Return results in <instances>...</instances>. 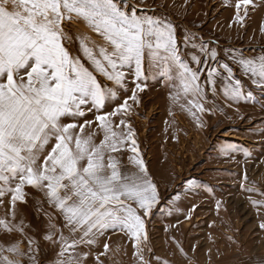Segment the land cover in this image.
<instances>
[{
	"label": "rangeland",
	"instance_id": "374dc122",
	"mask_svg": "<svg viewBox=\"0 0 264 264\" xmlns=\"http://www.w3.org/2000/svg\"><path fill=\"white\" fill-rule=\"evenodd\" d=\"M236 5L237 0H123L121 6L129 12L170 23L181 58L189 62L192 55H199L202 60L190 66L217 68L211 83L206 71L200 73L202 94L196 98L179 90L178 80L162 75L163 59L151 65L145 60L138 81L143 91L135 87L134 64L121 69L123 87L114 84L95 71L80 50L78 37L83 36L100 58L97 46H105L103 37L81 19L63 22L64 47L80 57L102 86L116 93L99 111L85 107L83 117L64 123L85 125L83 132L79 127L74 132L98 145L105 133L96 116L106 115L109 128L126 137L123 120L134 134L137 153L125 141L118 144L119 151H105V164L112 155L122 173L140 175L134 160H142L158 192V202L146 216L132 204L144 222L139 242L126 230H105L89 237L92 244L82 243L74 250L80 264H264V91L236 63L264 58V0H251L239 11ZM201 44L217 53L216 61L203 63ZM221 64L241 81L244 94L239 98L224 95L229 73ZM133 90L135 102L128 99ZM126 99L127 113L107 115ZM23 192V201L14 206L11 194L0 197V221L11 228L0 226V257L18 264H60L61 246L45 236L51 233L59 240L62 233L70 243L82 232L73 234L65 226L62 213L49 203L47 189L25 185ZM10 247L16 251H8Z\"/></svg>",
	"mask_w": 264,
	"mask_h": 264
},
{
	"label": "snow or ice",
	"instance_id": "6c2138e0",
	"mask_svg": "<svg viewBox=\"0 0 264 264\" xmlns=\"http://www.w3.org/2000/svg\"><path fill=\"white\" fill-rule=\"evenodd\" d=\"M250 3L251 0H237V10ZM122 4L123 0H0V197L11 194L14 206L16 201H23L25 185L47 189L49 203L62 213L65 226L73 234L82 232L70 243L62 233L59 240H53L51 233L45 236L61 246L60 264H80L73 254L77 246L92 244L89 237L103 235L108 229L126 230L139 242L144 222L132 204L146 216L158 202L156 185L142 160H134L140 175L122 173L112 155L105 164V151L117 152L118 144L125 141H130L131 151L137 153L134 134L123 120L120 124L128 127L126 137L109 128L106 115H97L105 133L98 145L92 144L91 137L83 138L74 132L77 127L83 132L85 125L64 123L69 118L83 117L85 107L99 111L116 93L102 86L80 57H73L64 47L63 22L81 19L103 37L105 46H97L100 58L83 36L78 37L80 50L95 71L120 87L125 79L121 69L134 64L135 87L143 91L138 81L143 77L145 60L151 65L163 59L166 67L162 75L178 80V89L193 98L202 94L200 73L207 72L209 83L217 73L211 65L190 66L202 63L199 55H192L189 62L181 58L170 23L139 16ZM200 51L203 63L217 60V53L203 44ZM236 63L264 91V58L239 59ZM219 67L229 73L224 95L242 96V83L232 75V69L226 64ZM172 71L175 76L170 74ZM128 99L137 100L135 90ZM189 104L203 110L193 100ZM121 110L129 111L127 99L107 115ZM50 141L54 143L50 145ZM49 145L50 150L43 155ZM0 226L11 230L4 221ZM50 228L56 225L50 224ZM7 250L16 251L15 247ZM0 264L18 261L0 257Z\"/></svg>",
	"mask_w": 264,
	"mask_h": 264
},
{
	"label": "bare ground",
	"instance_id": "6f19581e",
	"mask_svg": "<svg viewBox=\"0 0 264 264\" xmlns=\"http://www.w3.org/2000/svg\"><path fill=\"white\" fill-rule=\"evenodd\" d=\"M228 139H234L233 136H226Z\"/></svg>",
	"mask_w": 264,
	"mask_h": 264
}]
</instances>
